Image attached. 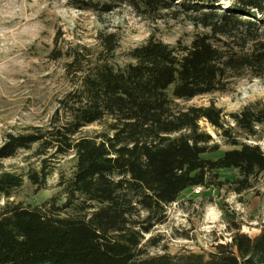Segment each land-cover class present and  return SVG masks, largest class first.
I'll list each match as a JSON object with an SVG mask.
<instances>
[{"label":"trees","instance_id":"16d2710c","mask_svg":"<svg viewBox=\"0 0 264 264\" xmlns=\"http://www.w3.org/2000/svg\"><path fill=\"white\" fill-rule=\"evenodd\" d=\"M99 16L126 6L139 17H187L203 32L189 43L152 37L114 62L118 37L100 32L94 47L52 49L65 59L70 88L45 126L7 134L0 159L35 146L37 155L72 154L74 170L55 195L39 205L9 201L21 178L0 176V264H264V226L250 236L234 225L230 242L208 252H147L167 207L195 187L242 195L264 176L260 139L264 99L231 113L232 124L214 104L181 107L195 97L227 93L239 79L264 78V0H67ZM205 121L222 137L225 150L203 130ZM91 125L93 136L80 132ZM219 170L236 172L221 179ZM47 172L29 175L44 186ZM1 199L4 203L1 204Z\"/></svg>","mask_w":264,"mask_h":264},{"label":"rangeland","instance_id":"374dc122","mask_svg":"<svg viewBox=\"0 0 264 264\" xmlns=\"http://www.w3.org/2000/svg\"><path fill=\"white\" fill-rule=\"evenodd\" d=\"M100 32L117 35L114 62L122 66L128 62L126 53L150 37L171 45L177 40L189 43L195 33L203 30L193 26L185 16L174 18L166 14L152 21L137 16L126 6L99 16L74 9L67 0H0V146L7 134H23L31 127L47 125L58 100L70 88L63 69L66 60L50 59L52 49L67 50L77 44L94 47ZM259 99H264V78L239 79L227 93L202 95L179 105L214 104L222 110L225 122L233 125L229 115ZM200 126L220 145L217 153L204 157L217 158L231 148L210 124L201 121ZM101 129L99 125H91L80 135L93 136ZM258 135L260 139L251 138L247 142L259 144L264 152V125L258 128ZM42 169L47 172L43 188L29 179L30 174ZM73 170L72 154L41 157L35 146L0 159V176L10 173L22 179L8 199L16 203L39 205L58 195L59 183ZM217 172L221 179L236 177L235 171ZM234 225H240L241 232L250 236L258 234L264 226V176L253 191L242 195L213 188H203L198 193L186 190L167 207L166 221L146 235L145 240L153 239L147 252L150 255L208 252L216 242H230Z\"/></svg>","mask_w":264,"mask_h":264},{"label":"built area","instance_id":"2783aa9c","mask_svg":"<svg viewBox=\"0 0 264 264\" xmlns=\"http://www.w3.org/2000/svg\"><path fill=\"white\" fill-rule=\"evenodd\" d=\"M194 189V192H200L202 189H203V187H195V188H193Z\"/></svg>","mask_w":264,"mask_h":264}]
</instances>
